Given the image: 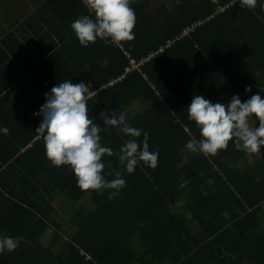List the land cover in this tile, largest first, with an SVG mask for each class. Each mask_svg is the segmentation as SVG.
Segmentation results:
<instances>
[{"label": "trees", "instance_id": "trees-1", "mask_svg": "<svg viewBox=\"0 0 264 264\" xmlns=\"http://www.w3.org/2000/svg\"><path fill=\"white\" fill-rule=\"evenodd\" d=\"M241 5L179 0L152 9L131 0L134 40L83 47L70 25L89 14L86 0H40L18 37H1L0 127L9 131L0 133V234L17 247L0 264H264V153L251 163L232 141L214 156L185 147L201 138L187 112L195 95L212 103L264 96V0ZM65 80L89 86V118L101 128L102 113L123 112L159 153L156 168L141 163L132 174L117 156L102 157V175L117 170L126 180L113 199L110 190L82 191L69 166L45 156L34 113ZM28 83L39 93L22 111L8 108L5 93ZM135 102L143 108L132 113ZM127 139L115 128L101 133L114 152Z\"/></svg>", "mask_w": 264, "mask_h": 264}, {"label": "clouds", "instance_id": "clouds-1", "mask_svg": "<svg viewBox=\"0 0 264 264\" xmlns=\"http://www.w3.org/2000/svg\"><path fill=\"white\" fill-rule=\"evenodd\" d=\"M130 3L131 0H86L89 14L80 16L70 25L80 45L88 47L90 42L95 43L98 39L116 45L134 40L136 16ZM252 3L253 0H242L241 6ZM88 90L89 86L84 82L74 84L71 80L53 86L49 93H45L46 102L39 112L34 113L42 117L36 133L43 138L45 156L52 166H69L82 191L102 193L110 190L108 198L113 199L126 187V180L117 170L102 175L105 168L102 157L117 156L124 171L132 174L141 163L156 168L159 153L150 151L149 133L133 127L123 112L102 113L103 128L90 119L86 102ZM245 91L250 93L252 89L248 87ZM187 112L201 137L192 138L185 145L192 153L214 156L230 141L237 150L248 154L261 152L264 148V96L261 94L251 95L244 102L239 95H233L224 104H214L197 94ZM253 118L257 121L255 127L250 125ZM109 128L128 137L118 152L101 144V133ZM8 131V128L0 127V133ZM141 136L142 140L139 139ZM106 175L115 178L109 181ZM16 247L15 238L0 234V254L12 252Z\"/></svg>", "mask_w": 264, "mask_h": 264}, {"label": "crops", "instance_id": "crops-1", "mask_svg": "<svg viewBox=\"0 0 264 264\" xmlns=\"http://www.w3.org/2000/svg\"><path fill=\"white\" fill-rule=\"evenodd\" d=\"M40 1V0H39ZM0 5V42L2 41L1 37H4V35L8 32H14L15 36L18 37L16 31H23L24 30V24L26 19H29V15L34 12V10L37 9L39 6L38 0H32L31 2L34 4V7H32L29 11L24 13L22 17H17L13 14L11 7H13V10H23L26 8V6L29 3V0H1ZM37 3V4H36ZM17 12V11H16ZM33 18H30L32 20ZM39 93V90L35 88V86L32 83H28L26 85H19V86H13L11 87L5 95L7 96L8 103L6 106L8 108H11V105L13 104L15 107H17L19 110H23L24 106L28 104V101L33 97L36 96ZM251 124V123H250ZM39 138H42V136H39ZM29 147H31L29 145ZM53 192V191H52ZM58 197H55L56 200ZM90 203V202H89Z\"/></svg>", "mask_w": 264, "mask_h": 264}, {"label": "rangeland", "instance_id": "rangeland-1", "mask_svg": "<svg viewBox=\"0 0 264 264\" xmlns=\"http://www.w3.org/2000/svg\"><path fill=\"white\" fill-rule=\"evenodd\" d=\"M6 1V0H5ZM32 0H29V3L28 5L26 6L25 9L23 10H13V7H11L12 9V12L15 16L17 17H22V15L24 13H26L27 11H29L32 7H34V4L31 2ZM39 2V0H38ZM179 0H150V5L152 7V9H158V8H161V7H164L167 6L168 8H171V4H174V3H178ZM37 4V3H36ZM17 11V12H16ZM215 103H221L219 100L215 101ZM214 103V104H215ZM221 104H224V103H221ZM143 108V104L140 103V102H135L128 110L131 111L132 113L138 111V110H141ZM257 123H251L250 125L252 127H255ZM258 126V125H257ZM261 151L264 153V148L261 149ZM246 161V160H245ZM248 161H250L251 163L254 161V156L252 154H249L248 155ZM247 162V161H246ZM49 192H52V189H48ZM48 192V193H49ZM47 193V194H48ZM53 193V192H52ZM49 197H51L50 194H48ZM59 199V198H58ZM55 204H59V202H56V200H53ZM61 207V206H59ZM66 218L68 217L67 215L65 216ZM63 229L64 231H69V227H68V223H66L64 226H63ZM64 239V237H62V240ZM135 247L137 250H142V245L140 244V242L136 239L135 241Z\"/></svg>", "mask_w": 264, "mask_h": 264}, {"label": "built area", "instance_id": "built-area-1", "mask_svg": "<svg viewBox=\"0 0 264 264\" xmlns=\"http://www.w3.org/2000/svg\"><path fill=\"white\" fill-rule=\"evenodd\" d=\"M92 95H94V93Z\"/></svg>", "mask_w": 264, "mask_h": 264}]
</instances>
